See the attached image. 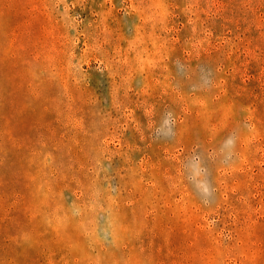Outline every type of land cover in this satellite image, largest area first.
<instances>
[{
    "label": "rangeland",
    "instance_id": "obj_1",
    "mask_svg": "<svg viewBox=\"0 0 264 264\" xmlns=\"http://www.w3.org/2000/svg\"><path fill=\"white\" fill-rule=\"evenodd\" d=\"M0 264H264V0H0Z\"/></svg>",
    "mask_w": 264,
    "mask_h": 264
}]
</instances>
